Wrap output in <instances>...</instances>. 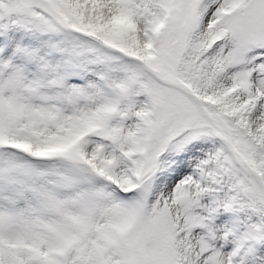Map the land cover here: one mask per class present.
<instances>
[{
    "label": "snow or ice",
    "instance_id": "6c2138e0",
    "mask_svg": "<svg viewBox=\"0 0 264 264\" xmlns=\"http://www.w3.org/2000/svg\"><path fill=\"white\" fill-rule=\"evenodd\" d=\"M0 264H264V0H0Z\"/></svg>",
    "mask_w": 264,
    "mask_h": 264
}]
</instances>
